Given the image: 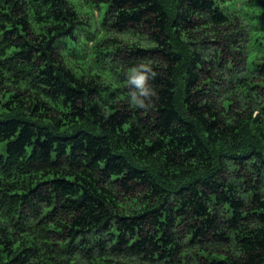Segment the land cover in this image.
<instances>
[{"label": "trees", "instance_id": "obj_1", "mask_svg": "<svg viewBox=\"0 0 264 264\" xmlns=\"http://www.w3.org/2000/svg\"><path fill=\"white\" fill-rule=\"evenodd\" d=\"M0 264H264V0H0Z\"/></svg>", "mask_w": 264, "mask_h": 264}, {"label": "clouds", "instance_id": "obj_2", "mask_svg": "<svg viewBox=\"0 0 264 264\" xmlns=\"http://www.w3.org/2000/svg\"><path fill=\"white\" fill-rule=\"evenodd\" d=\"M147 77L144 74L136 75L131 78V83L136 86L138 92H133L132 99L134 102L139 104L141 107L147 106L144 99H139V97H148L154 95V92L146 85Z\"/></svg>", "mask_w": 264, "mask_h": 264}, {"label": "rangeland", "instance_id": "obj_3", "mask_svg": "<svg viewBox=\"0 0 264 264\" xmlns=\"http://www.w3.org/2000/svg\"><path fill=\"white\" fill-rule=\"evenodd\" d=\"M95 15H97V13Z\"/></svg>", "mask_w": 264, "mask_h": 264}]
</instances>
